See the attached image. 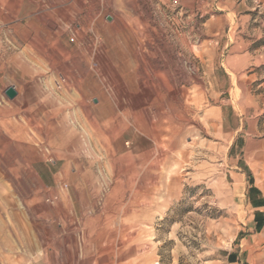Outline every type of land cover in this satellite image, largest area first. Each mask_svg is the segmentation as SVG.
Masks as SVG:
<instances>
[{"label":"rangeland","instance_id":"rangeland-1","mask_svg":"<svg viewBox=\"0 0 264 264\" xmlns=\"http://www.w3.org/2000/svg\"><path fill=\"white\" fill-rule=\"evenodd\" d=\"M0 42L4 264H264V0H0Z\"/></svg>","mask_w":264,"mask_h":264},{"label":"crops","instance_id":"crops-1","mask_svg":"<svg viewBox=\"0 0 264 264\" xmlns=\"http://www.w3.org/2000/svg\"><path fill=\"white\" fill-rule=\"evenodd\" d=\"M5 56L6 53L4 52V44L3 42H0V99L5 96L4 91L9 87L10 85V79L9 77L5 74ZM250 190H248V193ZM251 205L254 209V213L252 216V222L249 225L248 228V235H245L242 237V240L240 241L239 244L235 245L236 250H233L228 254V257L232 259V261H236L237 263L239 261L240 255L243 253V243L247 244L252 237L253 232H257L258 229L261 226V223L263 221V213H262V202L258 198H252L251 200ZM254 234V233H253ZM2 241V238L0 237V242ZM5 251L4 247L0 243V264H4V256Z\"/></svg>","mask_w":264,"mask_h":264},{"label":"bare ground","instance_id":"bare-ground-1","mask_svg":"<svg viewBox=\"0 0 264 264\" xmlns=\"http://www.w3.org/2000/svg\"><path fill=\"white\" fill-rule=\"evenodd\" d=\"M56 54H57V56H59V58L61 60V64L58 67L57 66H53V69H54L55 72H57V71L63 72L65 70V65H66L65 63L67 62L66 60H67L68 55L64 54V51L62 49L57 51ZM62 63H64L65 65L62 66ZM143 117H144V120H146L149 124L152 125V128H153V121L151 120V117H150V114H149V110H145L144 111ZM156 129L158 130V128H156ZM150 139L154 142L155 147L158 150V146L159 145H158L157 139L154 138L153 136H151Z\"/></svg>","mask_w":264,"mask_h":264},{"label":"water","instance_id":"water-1","mask_svg":"<svg viewBox=\"0 0 264 264\" xmlns=\"http://www.w3.org/2000/svg\"><path fill=\"white\" fill-rule=\"evenodd\" d=\"M107 20L109 21L110 18L108 17ZM4 95L6 96V98H8L9 100H12L13 98L16 97L17 92L14 89V87H8L5 91H4Z\"/></svg>","mask_w":264,"mask_h":264}]
</instances>
